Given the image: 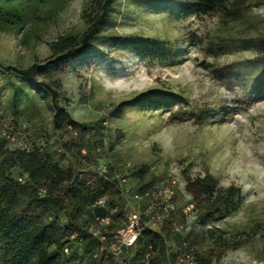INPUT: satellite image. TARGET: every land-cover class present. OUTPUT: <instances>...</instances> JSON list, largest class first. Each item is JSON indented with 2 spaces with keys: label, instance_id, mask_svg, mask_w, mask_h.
<instances>
[{
  "label": "rangeland",
  "instance_id": "1",
  "mask_svg": "<svg viewBox=\"0 0 264 264\" xmlns=\"http://www.w3.org/2000/svg\"><path fill=\"white\" fill-rule=\"evenodd\" d=\"M101 1L65 0L46 21L0 24V63L26 70L52 60L55 44L90 29ZM194 1L114 0L89 55L57 81L37 75L59 83L61 107L80 130L58 131L51 97L0 67V133L15 137L9 148L39 151L92 186L106 179L112 201L75 219L63 254L49 245L16 259L18 236L0 238V264H191L219 236L231 248L214 264H264V0L187 15ZM206 176L240 190L214 223L189 190ZM11 178L24 179L18 170ZM103 217L118 219L119 229ZM49 223L54 240L70 228L64 214ZM132 227L138 237L162 236L158 250L141 259L127 240Z\"/></svg>",
  "mask_w": 264,
  "mask_h": 264
},
{
  "label": "trees",
  "instance_id": "2",
  "mask_svg": "<svg viewBox=\"0 0 264 264\" xmlns=\"http://www.w3.org/2000/svg\"><path fill=\"white\" fill-rule=\"evenodd\" d=\"M113 1L102 0L90 29L82 38L77 41L70 37L55 44L53 50L56 56L45 64H35L29 69L21 70L5 67L0 63L1 68L23 77L30 85L37 86L39 92L51 97L58 131L65 128L80 130L82 126L62 109L59 83L56 82L58 87L55 89L49 83L37 80V75L57 81L66 74L65 68L68 65L89 55L93 46L102 38V28L111 22ZM227 1L195 0L183 9L187 15H209ZM63 2L65 0H20L17 3L0 0V24L18 27L30 21H46L53 15L52 7L59 8ZM226 70L228 69L223 71ZM263 78L264 71L261 76V79ZM11 127L15 132L19 131L16 124H11ZM14 138L0 133V238L6 239L11 233L18 236L21 248L16 252V259L35 254L49 245H54L57 252L63 254L67 250L69 240L78 232L75 219L82 218L88 208L97 207L102 201L112 205L110 185L106 179H101L96 186H92L82 174L70 169L63 170L53 159L39 151L11 150L8 145ZM15 170L21 172L23 180L11 178V173ZM189 190L195 204L204 211L209 223L229 214L240 197L239 189L221 188L211 176L190 182ZM61 214L65 215L70 228L62 234L61 239L54 240L49 222H55ZM172 217L173 214L166 221L164 232L170 229ZM107 228L113 232L117 231L118 219H112ZM145 239L151 241L150 249L146 247ZM162 242V236L144 230L136 241L140 258L145 259L147 252H156ZM230 248L231 244L227 239L216 237L211 248L194 254V263H217ZM169 260L174 262L172 256ZM150 264L156 263L152 260Z\"/></svg>",
  "mask_w": 264,
  "mask_h": 264
},
{
  "label": "built area",
  "instance_id": "3",
  "mask_svg": "<svg viewBox=\"0 0 264 264\" xmlns=\"http://www.w3.org/2000/svg\"><path fill=\"white\" fill-rule=\"evenodd\" d=\"M103 204H104V201H102L99 205H103ZM111 221H112V218H110V217H106V218L102 219V223H104L106 225V227L110 225ZM133 233H135L134 227H132V229L128 231V236H127V240H129V244L131 246L133 244H135V242L137 241V238H138V234L133 235ZM191 264H196V263H194V259H193Z\"/></svg>",
  "mask_w": 264,
  "mask_h": 264
}]
</instances>
